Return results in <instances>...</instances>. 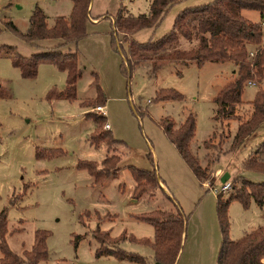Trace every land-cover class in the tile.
Listing matches in <instances>:
<instances>
[{"label":"rangeland","instance_id":"374dc122","mask_svg":"<svg viewBox=\"0 0 264 264\" xmlns=\"http://www.w3.org/2000/svg\"><path fill=\"white\" fill-rule=\"evenodd\" d=\"M92 1L87 37L77 46L63 48L64 52L78 53L83 69L77 82V98L71 101L57 97L67 86L66 73L57 67L42 64L35 79H25L13 65L14 54L29 58L55 49L61 41L46 40L31 45L8 24L13 23L25 34L38 5L46 12L51 27L56 18L71 17L72 1L0 0V213H6V245L15 255L25 258V253L35 245L37 232H44L49 258L39 264H141L98 257L100 244L95 233L100 229L110 236L107 244L116 242L123 251L144 257L145 264H156L149 246L128 240L132 236L136 240L154 241L153 226L138 221L135 216L157 209L174 210L178 206L187 218L179 255L180 259L183 254L181 264H217L222 243L217 223V194L209 186H201L166 137L162 121L171 119L179 126L188 114L196 116L191 150L209 168L210 179L206 183H212L218 190L226 173L230 174L232 185L239 176L264 184V173L244 168V163L264 143V123L232 151L239 123L237 120L216 123L214 101L234 79L235 65L231 62L207 63L200 68L195 64L172 65L152 75V67L146 63L126 73L122 49L127 45L121 46L123 40L116 37L118 51L114 49L112 20L120 10L133 17L149 15L152 0ZM213 1L184 0L158 26L138 32L133 39L142 44L157 41L172 30L180 12ZM243 15L253 23L263 24L264 45L262 14L244 11ZM97 78L107 99V122L102 128L106 130L109 124L112 136L122 144L112 151L105 145L97 148L91 144L97 125L89 114L100 115L96 112L98 106L94 107L98 99L94 84ZM161 90L178 92L184 100L157 102ZM259 90H264V79L259 86L245 87L242 115L249 110ZM52 91L55 93L51 97ZM57 150L63 155L38 158ZM111 155L121 157L120 171L101 187L95 186L86 170L78 168L82 161L101 165ZM131 166L156 172L176 204L160 192L154 196L146 194L136 201ZM209 209L213 225L199 220L204 212L208 215ZM229 219L230 238L239 240L264 226V207L252 201L246 209L238 201L232 202ZM212 227L217 240L206 244V231ZM124 236L126 240L120 242ZM2 259L0 248V264Z\"/></svg>","mask_w":264,"mask_h":264},{"label":"trees","instance_id":"16d2710c","mask_svg":"<svg viewBox=\"0 0 264 264\" xmlns=\"http://www.w3.org/2000/svg\"><path fill=\"white\" fill-rule=\"evenodd\" d=\"M73 12L70 18L58 17L53 25L48 24V16L40 7L36 6L30 21L29 30L22 34L13 23L8 27L24 41L31 45L46 40L61 41V44L51 51L40 52L26 58L14 54L13 65L18 68L25 79H35L39 66L50 64L67 75L66 89L57 94L59 99L75 100L77 98V82L82 76L80 58L76 52H64L63 48L70 45L77 46L87 37L90 6L92 0H71ZM184 0H152L149 15L133 17L123 10L119 11L114 20V34L112 45L118 51L116 37L123 40L121 46L126 64L123 69L128 73L136 67L149 63L152 75H157L168 66L197 65L199 68L207 63L231 62L235 65L234 79L226 84L215 98L216 123L224 124L228 120L238 121V130L235 135L232 151L239 148L264 123V90H259L254 101L245 115L240 111L244 107L243 94L248 83L256 86L264 79V45L263 24L253 23L243 15L244 11H256L264 18V0H214L198 7L188 8L178 14L172 30L157 41L138 43L133 36L138 32L151 29L160 24L169 11ZM121 41V40H120ZM251 54H254L252 57ZM98 88V99L94 107L105 106V93L99 86L98 78L94 83ZM52 91L51 97L54 96ZM184 97L172 90L158 92L156 101H183ZM88 106L89 104H85ZM96 123V131L91 138L95 147L105 145L110 151L122 145L111 132L103 130L107 117L89 114ZM162 128L168 140L176 147L181 158L189 166L192 173L203 187L210 179L209 168L204 167L199 158L193 154L191 143L197 129L196 116L188 114L184 123L177 125L171 119L162 121ZM208 146L209 143L205 142ZM63 155L60 150L51 151L48 155H39L38 158H54ZM121 157L107 156L101 165L95 162L82 161L78 168L86 170L94 179L97 187L103 186L108 179L119 174ZM246 170L264 173V143L260 145L254 155L244 163ZM135 181L134 199L138 201L146 194L162 193L168 200L170 197L163 191L157 173L130 167ZM231 179V178H230ZM234 185V186H233ZM231 189L217 196V217L222 236L217 264H263L264 257V226L247 233L239 240L230 238L229 208L232 202L238 201L244 208H249L252 201L259 207H264V184H256L244 180L239 176L234 179ZM230 191H233L231 194ZM172 202V201H171ZM138 221L153 226L154 241L147 239L128 240L149 246L154 253L157 264H177L182 250L186 232V216L177 206L176 209L155 211L135 216ZM7 234L6 213H0V248L3 253L2 264H39L49 258L47 250V234L37 232L35 245L32 251L25 253V258L15 255L6 245ZM95 238L100 244L97 250L98 257H115L120 261L146 263L144 257L127 253L120 249L119 244L111 245L106 241L109 234H103L97 229ZM105 239V241H104ZM126 240V237H122Z\"/></svg>","mask_w":264,"mask_h":264},{"label":"crops","instance_id":"0c3cea01","mask_svg":"<svg viewBox=\"0 0 264 264\" xmlns=\"http://www.w3.org/2000/svg\"><path fill=\"white\" fill-rule=\"evenodd\" d=\"M92 7H93V1H92V3H91V6H90V14H91V11H92ZM104 17V16H103ZM89 18H90V15H89ZM176 19V18H175ZM115 20V19H114ZM114 20H112V23H113V27H114ZM96 21V20H95ZM231 178V177H230ZM159 182H160V185H161V187H162V189H163V191L165 192V194L167 195V196H169L170 197V199H171V201L173 202V203H175V199L174 198H172V195L170 194V192L168 191V189L165 187V185H164V182H162L161 181V179L159 178ZM174 199V200H173ZM176 204V203H175ZM208 211V215L206 214V212H204V214H205V217H204V214H203V218L201 219V218H199V220H201V222H205V224H206V221L208 222V223H210L211 222V224L213 225V217H212V215H211V211H210V209L209 210H207ZM217 223H218V227H219V222H218V217H217ZM210 226V225H209ZM212 230H213V227H212V229L211 228H209L207 231H206V235L208 236V238L206 239V244H210V243H212L213 242V240H217V238H215V233H213L212 232ZM219 230H220V227H219ZM221 233V232H220ZM209 234V235H208ZM184 239H185V236H184ZM184 239H183V242H184ZM221 239H222V237H221ZM187 241V240H186ZM222 244V243H221ZM220 248H221V246H220ZM182 257H183V254H182V256L180 257V259L178 258V261H177V264H181V262H182ZM152 260L155 262V260H154V253H153V258H152ZM129 262V261H128ZM156 263V262H155ZM157 264V263H156ZM191 264V263H190ZM198 264V263H197ZM199 264H207V262L205 263V262H201V263H199Z\"/></svg>","mask_w":264,"mask_h":264},{"label":"built area","instance_id":"2783aa9c","mask_svg":"<svg viewBox=\"0 0 264 264\" xmlns=\"http://www.w3.org/2000/svg\"><path fill=\"white\" fill-rule=\"evenodd\" d=\"M251 56L253 57L254 54H251ZM248 85H249V86H256V84L253 83V82L248 83ZM96 112H97L98 114H100V115L106 117V107H105V106H98V107L96 108ZM109 129H110V125L107 124V125H106V130H109ZM212 185H213L212 183H205V184H204V186H207V187L209 186L210 190L213 191L215 194H217V196H218L219 194H221V193H226V192H228V191L231 189V187H232V184H231L230 181H228V182H226L225 184H223V186L221 187L220 190L215 189ZM262 262H263V264H264V257H263V259H262Z\"/></svg>","mask_w":264,"mask_h":264},{"label":"water","instance_id":"95a60500","mask_svg":"<svg viewBox=\"0 0 264 264\" xmlns=\"http://www.w3.org/2000/svg\"><path fill=\"white\" fill-rule=\"evenodd\" d=\"M230 180V174L229 173H226L224 174L222 177H221V182L223 184H225L226 182H228Z\"/></svg>","mask_w":264,"mask_h":264}]
</instances>
